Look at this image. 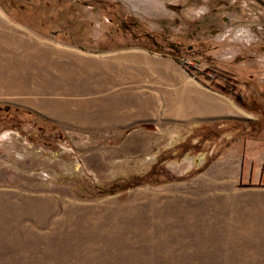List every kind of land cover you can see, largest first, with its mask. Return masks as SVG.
<instances>
[{
	"label": "rangeland",
	"instance_id": "1",
	"mask_svg": "<svg viewBox=\"0 0 264 264\" xmlns=\"http://www.w3.org/2000/svg\"><path fill=\"white\" fill-rule=\"evenodd\" d=\"M121 18L189 70L91 51L136 43ZM222 68L264 102V0H0V264H264V133L240 135L258 115L216 90ZM190 91L225 111L183 121L207 114ZM122 106L143 117L113 124ZM159 155L182 180L104 192Z\"/></svg>",
	"mask_w": 264,
	"mask_h": 264
},
{
	"label": "trees",
	"instance_id": "2",
	"mask_svg": "<svg viewBox=\"0 0 264 264\" xmlns=\"http://www.w3.org/2000/svg\"><path fill=\"white\" fill-rule=\"evenodd\" d=\"M116 26L123 35L126 33H129L131 36H133L132 38L136 41V43L135 44H131V43L115 44L113 46H105V47H101L98 49H90V50L94 52H99V51H107V50H114V49L132 48V47L142 48L151 53L169 56L174 61L184 66L187 70H189V67H191V66H187L184 60L181 59V57L177 53L171 52L169 50H163L161 48H155L157 47V41L155 40V35L149 32L148 30H145L138 21L133 20V19H128V18H121L117 22ZM143 39H145L148 42H151V44L154 45L155 47H150L145 43H140L139 40H143ZM73 44L75 43L73 42ZM78 47L83 50L86 49L83 45H78ZM200 75L201 74H199V79H201L205 84L211 85L205 79L200 78ZM215 77H216L215 84L218 86V88H216L217 91L224 93V94L231 95L235 103H237L239 106H241L242 108H244L245 110L249 112H253L257 114L258 109H259L257 99L255 98L254 95L246 93L244 90H242V88H240L237 85L239 82V78L235 75L234 72L228 69L222 68L219 71H217ZM244 85H247V84L244 83ZM245 94H247L246 99H245ZM7 110H9V108ZM224 123H227L230 125L233 124V122L231 123V121H227ZM224 123L221 124L222 125L221 127H218L216 125H209L208 127L202 128L205 130H201V132L205 133L207 136H211V135L213 136L216 134L218 135L220 130L227 129L228 126L226 127ZM238 123L242 124L241 125L242 130L240 134L241 136L243 135L247 136L248 134L250 135L254 133L261 135L262 133H264V118H260L255 121L247 122V124H244V126H243V123H240V122ZM238 123H235V124H238ZM215 137H218V136H215ZM164 159L165 158L163 155H159L157 161L151 166V169L148 172L140 176H134L131 179H128L126 181L112 183L110 187L107 188L104 192L109 195L117 194V193H123L127 191L128 189H131L135 186H139L142 184L158 185V184H164V183L182 180L183 178L174 176V174L170 173L167 169H165L163 165Z\"/></svg>",
	"mask_w": 264,
	"mask_h": 264
},
{
	"label": "crops",
	"instance_id": "3",
	"mask_svg": "<svg viewBox=\"0 0 264 264\" xmlns=\"http://www.w3.org/2000/svg\"><path fill=\"white\" fill-rule=\"evenodd\" d=\"M190 91L186 96L185 99H187L190 104H194L197 102L198 98H201L203 100L206 101L205 105L200 107V108H193V112L197 113L198 109H204L203 111L207 112V114L205 116H201V117H189L186 119H181V121H185L188 120L187 122H191V120L194 119H199V118H209V117H214V116H219L221 114H218L217 112H220L219 108L220 106L219 103L222 102L221 100H219V98H216L213 94L211 93H207V92H203V93H198V94H193ZM216 107V108H215ZM128 107H116L114 111H112V117L115 118V122L113 124H122V123H128L129 121L135 119V118H139V117H143V116H135L134 114H132L131 110H127ZM215 110V111H214ZM175 117V116H174ZM178 118V117H177Z\"/></svg>",
	"mask_w": 264,
	"mask_h": 264
},
{
	"label": "bare ground",
	"instance_id": "4",
	"mask_svg": "<svg viewBox=\"0 0 264 264\" xmlns=\"http://www.w3.org/2000/svg\"><path fill=\"white\" fill-rule=\"evenodd\" d=\"M8 75H9V73H8ZM45 86L48 87V86H50V84L49 83H45ZM24 89L30 90V91H33L34 92L35 87L22 88V86H17L15 88H13L12 90L15 91V92H22ZM49 99H53V98H49ZM53 100H55V99H53ZM55 101H57V100H55ZM57 102H59V101H57ZM59 103H67V102L66 101H63V102H59ZM218 106H220V108H219L220 111H223V112L225 111V109H226V107H224L225 104L224 105H218Z\"/></svg>",
	"mask_w": 264,
	"mask_h": 264
},
{
	"label": "flooded vegetation",
	"instance_id": "5",
	"mask_svg": "<svg viewBox=\"0 0 264 264\" xmlns=\"http://www.w3.org/2000/svg\"><path fill=\"white\" fill-rule=\"evenodd\" d=\"M259 93L260 92H258V98H257V102H258V105H259V109H258V112H257V115H258L257 119L264 118V107H263L264 102L262 101L263 98L260 96Z\"/></svg>",
	"mask_w": 264,
	"mask_h": 264
}]
</instances>
